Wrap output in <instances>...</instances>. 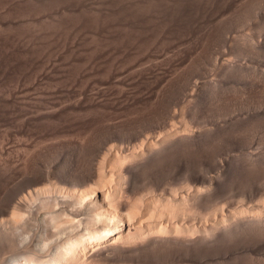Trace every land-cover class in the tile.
Listing matches in <instances>:
<instances>
[{
  "label": "bare ground",
  "instance_id": "6f19581e",
  "mask_svg": "<svg viewBox=\"0 0 264 264\" xmlns=\"http://www.w3.org/2000/svg\"><path fill=\"white\" fill-rule=\"evenodd\" d=\"M116 1L129 3L127 24L134 28L138 22L135 21L142 18L140 15L150 9L148 5L157 2L158 6L162 2L164 6L176 0ZM182 1L179 2L183 4ZM160 5L163 10L165 6ZM186 7L182 10H187ZM199 9L188 11L194 14ZM205 18L200 21L202 24L207 21L204 22ZM111 22L114 21L108 24ZM152 22L151 27L159 23ZM142 23L148 25L147 19ZM198 23L195 20L193 26H199ZM211 27L209 33H203L208 36H201L206 43L220 30ZM143 28L141 33L150 30L142 31ZM128 34L126 39L132 43L140 36L137 33V40H129L135 35L128 37ZM101 36L99 33L97 39L92 37L84 43L85 51L75 59L83 63H72L67 68L72 76L70 82L40 89L38 85L46 69L53 67H30L20 72L11 95L7 92L0 98V264H208L212 251H224L221 255L231 256L230 260L243 250L264 248V201L261 199L264 197L257 198L263 194L256 197L252 193L262 185L259 181L264 180V162L242 151L230 154L229 143L225 146V141L235 132H250L248 122L255 121L242 116L245 120L242 122V117L238 118L233 110L238 120L234 119L240 122L233 120L230 124L225 121L227 116L221 118L227 111L205 108L204 101L203 105L190 100L170 101V87L178 83L176 80L186 78L179 76L174 81L175 77L171 79V76L163 80L161 74L155 73L156 68L135 71L119 68L115 60L103 56L107 51L104 44L110 40L105 41ZM125 50H121V57L129 54ZM87 52L99 59L98 74L86 75L88 68L84 63L91 61L89 55L85 56ZM71 59V55L66 57L69 63ZM123 61L132 68L137 59L130 63ZM226 61L220 63L224 70L231 72L235 66L239 68L231 60ZM149 74H153V80H147ZM189 79L186 80L190 85ZM218 81H211L209 87L215 88ZM194 84L196 88L197 82ZM101 85L107 86V90H102ZM128 86L133 92L126 90ZM212 93L219 98V93L214 90ZM233 113L230 120L235 116ZM108 119L116 122L110 123ZM154 128L161 132H148ZM14 132L20 135L18 140ZM58 133L64 135L58 142L36 141ZM49 151L51 157L65 154L67 163L46 164L44 157ZM235 181L251 189L253 197L259 200L225 209L221 196L225 186ZM250 198L245 197L248 202Z\"/></svg>",
  "mask_w": 264,
  "mask_h": 264
},
{
  "label": "rangeland",
  "instance_id": "374dc122",
  "mask_svg": "<svg viewBox=\"0 0 264 264\" xmlns=\"http://www.w3.org/2000/svg\"><path fill=\"white\" fill-rule=\"evenodd\" d=\"M179 1L180 0H178V2ZM190 1L191 0H188V2ZM192 1L194 2H190V5H188L189 3H186L185 0L182 1L183 4H181V2L178 3L177 0L174 1L175 4L177 3L176 6L172 1L165 3L164 6H168V9L163 6L164 3L162 4V2H158L161 4H159L160 6L164 7L163 10L167 9V13L169 10L170 15L161 10V7L159 8V5L157 6V2H154L153 5L150 4L151 6L148 5L147 7L151 10L148 9L146 14L140 15L144 19V22L147 19L148 25H145L146 23H142V18H139L135 21L138 22L133 28L131 26L128 27L129 24H127L130 20V15L128 13L129 3H119L116 0H0V98L2 95L5 96V93L7 92H10V94L7 93V95H11V90L13 89L20 72H22L23 69H29L30 67H53V69H46V72L43 75L42 80H40V84L38 85L40 86V89L52 88L54 85L70 82L69 79L72 76H69L67 68H69L72 63H83V61H76L75 59L85 51L84 43L89 42L92 37H95L92 38V40L97 39L96 37L99 36V33H102V36L106 38L105 41L110 40V42L106 41L104 44L107 46L105 48L107 51L104 52L103 56L109 60H115L119 68L127 67L130 68L129 71H135L138 69L153 70L156 68L154 69L155 73H159V75L161 74L163 80L167 79L168 77L170 78L171 76V79H174L173 77H175L174 81L179 78V76L180 78L183 77L181 79L190 78V81L188 80L190 85L187 83L186 79V81L179 79L181 82L179 80L175 81L178 83H174V85L170 87V89L172 88L171 91H173L171 92L169 90L168 93V96L170 95L171 98H168L170 101L180 100L179 102H188L190 100L189 102L197 101L196 103H202V101H204V105L203 103L202 105L205 108L208 106V109H212V111H214V109H216V111L222 110L221 112L227 111L226 113L223 112L221 118H224L223 116H227L225 121L229 122L230 124L231 122L234 123V121L240 122L237 120L242 116H244L245 119H249V121L250 119L255 121V124L251 121V123L248 122L251 125L248 128L252 129H248L250 132L246 131L248 132H245L246 134L235 132L234 135L232 134L234 139L231 135L233 141H231L232 139L228 137V139L225 141V146L227 143H229L227 145L229 148H227L228 152L231 150L229 152L230 154L239 153L242 151L246 154H252L254 158L258 157L260 161L262 158V161L264 162V0H230V3L229 0H213L214 3L209 0H200L203 2L202 4L198 0ZM184 3L186 4L184 5ZM191 3H194L195 6ZM180 4L182 5L181 8H179ZM197 4L200 6H197ZM204 4L205 6H203ZM153 6L159 8V10H157V8L154 9ZM185 6H187V10H182V7L184 8ZM189 6H191L192 9H189ZM198 7H201V9H199L201 11L205 10L207 12V16L206 14H203L205 11H198L193 14L195 9ZM203 8L204 10H202ZM180 10L183 12H180ZM188 10L194 11H191V13ZM161 11H163L161 13L162 16L164 14L163 18L160 14ZM187 13L191 14L187 15ZM177 14L180 15L177 16ZM185 14L187 16H185ZM202 15L204 16L202 17ZM165 16L169 17L168 19L170 20L165 19L167 18ZM202 18H205V20L203 19L204 22L207 20L204 24L201 23L203 22ZM112 20L114 22H111V24H114L115 26L108 24ZM149 20H151V24H153L152 21H154V24L157 23L155 21H158L159 23L155 24V27L154 25L151 27ZM160 20L162 22H160ZM195 20L197 22L199 21V26L197 27L193 26L196 25L194 24ZM116 21H118V24L121 22L122 23L118 25ZM137 24L141 28L144 26L142 31L147 28L150 29L149 31H147L148 29L145 30L147 31L146 33L149 34L147 35L145 32L141 33V28L137 26ZM117 25L120 26V28ZM149 25L150 28L148 27ZM135 27L137 28V33L139 34L140 32L142 36L140 34L139 36L135 32ZM199 27H201L202 30H199ZM210 27L211 29L220 28L221 31H218L219 34L216 31L215 34L217 35L215 36L214 34L215 37L212 36L210 41L206 43L203 41L204 39H202V37L208 36V34L205 35L203 33H206V31L209 33L210 30L208 29H210ZM132 29H134V31H132ZM128 31L134 33L132 34L130 32V34H128ZM143 33L146 35H143ZM127 34L128 37L135 35L131 38L127 37L129 40L136 39L137 35L139 36L138 40L140 37L145 39L143 41V39L141 40L140 38V40L143 41L142 43L140 40L138 41L136 39L137 41H135L138 43L136 45V42L132 43L126 39ZM106 36L111 38H107ZM123 36H125L124 38L126 40L121 38ZM112 37L113 39H117L116 42L115 40L112 41ZM233 38H236V40L234 39L235 43L232 40ZM120 39L124 40L121 41ZM130 43L135 46L133 47V45ZM203 43H206L207 45H205L210 47L207 49ZM232 44H235V46L233 47ZM128 45H131V47L134 49H131V47ZM231 45L232 47H230ZM123 49H126L125 53L127 52L129 54L126 53V56L121 57V50L124 51ZM209 52H212V54ZM91 54L92 52H87L85 56L89 55L88 58H90ZM69 55H71L72 58L70 63L66 60V57ZM216 58L218 61L215 60ZM223 58L228 60L226 63L231 60V64L234 63L239 65V68L234 65L237 70L234 69L235 67L233 68L234 71L231 69V72L230 70H224L222 67H220V63H223V61L225 63ZM124 59L126 63H130L133 59H137V62L135 66L131 68L129 65L123 63ZM90 60V62L84 63V66L88 68L86 75L98 74L99 72L96 71V63L99 61V59L92 56ZM211 63L215 65L213 66ZM245 65H247V68H249H244ZM157 67L159 69H157ZM217 70L221 71L219 72ZM226 71L230 73L227 75L225 73ZM151 75L153 74L147 75V77L149 76L147 80H153ZM173 75L178 76L176 77ZM185 75L187 76L184 77ZM222 77H225L226 79L224 78L223 80ZM83 79L84 76L81 77V80ZM216 79L219 80L218 82L220 85L217 84V86L219 85L220 88L219 86L218 88L217 86H215V88L209 87L210 82H213V80L215 81ZM142 81H144V79H142ZM204 81H206L207 84H205L207 86L204 85ZM224 81L226 82L225 84ZM196 82L198 89L197 87L195 88L193 86ZM221 84L223 88H221ZM176 86L177 88L175 89ZM99 87H101L104 91L107 90V86L105 85H101ZM191 88L195 89L192 91ZM210 88L214 90V92L216 91V94L219 93L217 96H219L220 99L223 97L221 100L222 103L219 98L217 99L215 93H212ZM126 90L133 92L132 88L129 86L126 87ZM58 94L61 96V93L58 92ZM212 94L216 98L213 97ZM212 100L219 101H216L218 104H216L217 107L215 106L216 102L213 103ZM210 104H214V106ZM219 104H221L220 106H223L220 107ZM210 106L212 108H210ZM218 106L220 108H218ZM233 110L236 112V115L239 116L238 118H236L235 113L232 112ZM231 113L235 115L232 117V120H230ZM228 119L229 121H227ZM242 120V122L245 121L243 117ZM108 122L112 123L116 122V120L108 119ZM252 123L255 126H252ZM1 128L2 126L0 123V138ZM158 128L161 129L160 127ZM159 129H149L148 132L150 133V131H158ZM158 132H161V130ZM237 134L238 136L240 135V138L237 136ZM15 135L16 138L13 136L12 138L18 140L20 135H17V133H15ZM62 138H64V135L58 133L53 135H45L35 139L36 141L42 142L44 144H50L53 142H58ZM235 138H237L239 141H235ZM27 142L30 143L31 141L28 140ZM33 142L36 143L35 141ZM240 145H243L244 147L242 146V148ZM234 146H237L236 148H240L241 150L235 149ZM51 155L52 153L49 151L47 156L44 157L46 164L67 163V161H64L66 157L63 158L65 154L63 156L53 155L52 157ZM54 156L56 158H53ZM262 176L264 177V174ZM263 181H259L258 183L259 185L262 184L261 186L258 185L259 187L256 186L257 188H254L255 190L253 189L254 192L252 193H255L256 197L263 194L257 198H261L262 196L264 197ZM229 184H231V187L229 185V187L225 186V193L223 192L221 196L223 202L222 204L226 205L224 206L226 207L225 209L236 208L239 203V205L242 204L247 206L246 203L249 205L251 204L250 202L255 201L256 197H253L255 195L251 194V189L247 188L248 192L250 191L247 193L246 186L244 187V185L239 183L236 184V181L235 183L233 182ZM244 188L246 190H244ZM225 189L227 190L225 191ZM247 194L251 195L247 196ZM242 195L244 196V199L242 198ZM223 196H225V199ZM245 197L247 199L248 197H251L250 201L248 202ZM242 199L243 201L246 200L247 202H243ZM261 199L264 201V198ZM257 200L259 199H256V201ZM259 249L257 247L256 249H252L253 251L249 252L243 250L244 253L242 251L240 252L241 254H238V252L232 255V259L230 258V260L228 258L231 256L227 258V256L221 255L224 251H219L217 253L212 251L216 254H213L212 252L209 253L208 264H264V248L261 250ZM218 253H220L219 256L221 255L220 258L219 256L217 257ZM214 255L216 256L214 257ZM211 257L213 260L210 259ZM214 259L217 261H214Z\"/></svg>",
  "mask_w": 264,
  "mask_h": 264
}]
</instances>
